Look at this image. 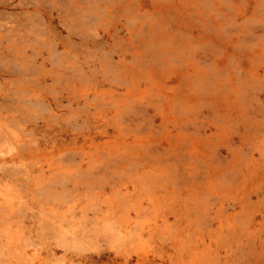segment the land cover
I'll use <instances>...</instances> for the list:
<instances>
[{
	"label": "rangeland",
	"instance_id": "rangeland-1",
	"mask_svg": "<svg viewBox=\"0 0 264 264\" xmlns=\"http://www.w3.org/2000/svg\"><path fill=\"white\" fill-rule=\"evenodd\" d=\"M0 126V264H264V0H0Z\"/></svg>",
	"mask_w": 264,
	"mask_h": 264
},
{
	"label": "bare ground",
	"instance_id": "bare-ground-1",
	"mask_svg": "<svg viewBox=\"0 0 264 264\" xmlns=\"http://www.w3.org/2000/svg\"><path fill=\"white\" fill-rule=\"evenodd\" d=\"M23 108V107H22ZM23 109H25V108H23ZM4 110H7V109H4ZM16 113V112H15ZM13 114H14V112H13ZM1 127V126H0ZM12 133L13 132H1V130H0V139L1 140H4L5 142L6 141H9L10 139H11V135H12ZM76 203V202H75ZM74 208H75V204H73L72 205V209L74 210ZM73 213V216H75V213H74V211L72 212ZM52 223L53 224H55V227L57 228V233L55 234L59 239H65V237H66V234H64L63 233V231H62V225H61V223H60V219H58V220H54V221H52ZM62 241V240H61Z\"/></svg>",
	"mask_w": 264,
	"mask_h": 264
}]
</instances>
